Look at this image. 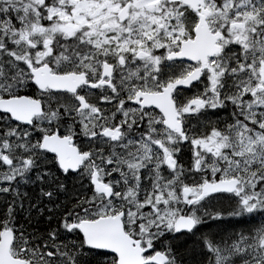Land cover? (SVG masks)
Returning <instances> with one entry per match:
<instances>
[{
    "label": "snow or ice",
    "instance_id": "6c2138e0",
    "mask_svg": "<svg viewBox=\"0 0 264 264\" xmlns=\"http://www.w3.org/2000/svg\"><path fill=\"white\" fill-rule=\"evenodd\" d=\"M0 264H264V0H0Z\"/></svg>",
    "mask_w": 264,
    "mask_h": 264
}]
</instances>
